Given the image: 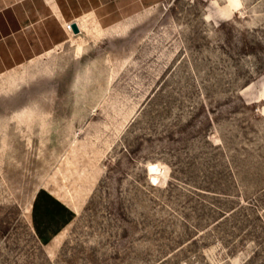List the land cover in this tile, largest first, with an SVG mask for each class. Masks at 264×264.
I'll list each match as a JSON object with an SVG mask.
<instances>
[{"label": "rangeland", "instance_id": "1", "mask_svg": "<svg viewBox=\"0 0 264 264\" xmlns=\"http://www.w3.org/2000/svg\"><path fill=\"white\" fill-rule=\"evenodd\" d=\"M105 28L0 74V264H264V0Z\"/></svg>", "mask_w": 264, "mask_h": 264}, {"label": "crops", "instance_id": "2", "mask_svg": "<svg viewBox=\"0 0 264 264\" xmlns=\"http://www.w3.org/2000/svg\"><path fill=\"white\" fill-rule=\"evenodd\" d=\"M154 1L0 0V74L79 34L67 29L69 22H78L81 32L90 31L93 23L117 27Z\"/></svg>", "mask_w": 264, "mask_h": 264}, {"label": "bare ground", "instance_id": "3", "mask_svg": "<svg viewBox=\"0 0 264 264\" xmlns=\"http://www.w3.org/2000/svg\"><path fill=\"white\" fill-rule=\"evenodd\" d=\"M148 170L151 174H156L158 170V164L153 162L149 163Z\"/></svg>", "mask_w": 264, "mask_h": 264}, {"label": "water", "instance_id": "4", "mask_svg": "<svg viewBox=\"0 0 264 264\" xmlns=\"http://www.w3.org/2000/svg\"><path fill=\"white\" fill-rule=\"evenodd\" d=\"M71 26H72V30L74 33H80L81 32V28H80L78 22H76V21L72 22Z\"/></svg>", "mask_w": 264, "mask_h": 264}, {"label": "built area", "instance_id": "5", "mask_svg": "<svg viewBox=\"0 0 264 264\" xmlns=\"http://www.w3.org/2000/svg\"><path fill=\"white\" fill-rule=\"evenodd\" d=\"M66 27H67L68 30H70V31L73 32V30H72V26H71V23H70V22L67 23Z\"/></svg>", "mask_w": 264, "mask_h": 264}]
</instances>
